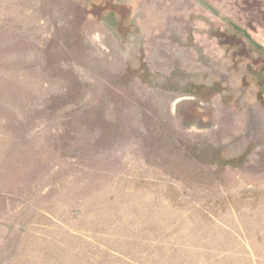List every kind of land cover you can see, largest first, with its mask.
Instances as JSON below:
<instances>
[{"label":"rangeland","instance_id":"rangeland-1","mask_svg":"<svg viewBox=\"0 0 264 264\" xmlns=\"http://www.w3.org/2000/svg\"><path fill=\"white\" fill-rule=\"evenodd\" d=\"M0 264H264V0H0Z\"/></svg>","mask_w":264,"mask_h":264}]
</instances>
